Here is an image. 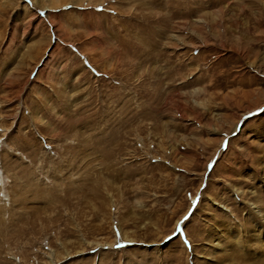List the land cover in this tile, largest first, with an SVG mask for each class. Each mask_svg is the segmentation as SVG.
I'll return each mask as SVG.
<instances>
[{"label": "rangeland", "instance_id": "1", "mask_svg": "<svg viewBox=\"0 0 264 264\" xmlns=\"http://www.w3.org/2000/svg\"><path fill=\"white\" fill-rule=\"evenodd\" d=\"M0 264H264V0H0Z\"/></svg>", "mask_w": 264, "mask_h": 264}]
</instances>
